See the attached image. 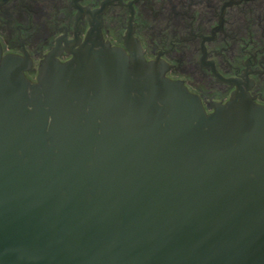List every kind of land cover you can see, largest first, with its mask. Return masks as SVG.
<instances>
[{"label": "water", "instance_id": "obj_1", "mask_svg": "<svg viewBox=\"0 0 264 264\" xmlns=\"http://www.w3.org/2000/svg\"><path fill=\"white\" fill-rule=\"evenodd\" d=\"M0 46V264H264V106L94 44Z\"/></svg>", "mask_w": 264, "mask_h": 264}, {"label": "flooded vegetation", "instance_id": "obj_2", "mask_svg": "<svg viewBox=\"0 0 264 264\" xmlns=\"http://www.w3.org/2000/svg\"><path fill=\"white\" fill-rule=\"evenodd\" d=\"M159 65L205 110L236 95L264 106V0H0V46L37 82L90 45Z\"/></svg>", "mask_w": 264, "mask_h": 264}]
</instances>
